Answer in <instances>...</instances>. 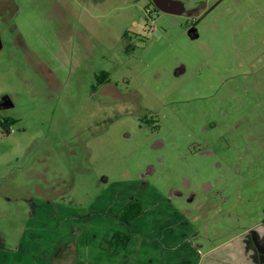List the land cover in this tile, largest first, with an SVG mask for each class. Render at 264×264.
Instances as JSON below:
<instances>
[{
	"label": "rangeland",
	"instance_id": "obj_1",
	"mask_svg": "<svg viewBox=\"0 0 264 264\" xmlns=\"http://www.w3.org/2000/svg\"><path fill=\"white\" fill-rule=\"evenodd\" d=\"M61 2L0 0V123L12 122L0 124V264L32 250L25 233L37 222L44 249L60 243L51 264L69 263L75 244L59 261L60 246L94 214L107 219L79 222L81 264L111 263L99 244L119 230L123 249L105 244L129 257L118 264H254L242 234L264 220V0L227 1L197 36L189 17L151 21L146 0ZM74 22L79 37H65ZM125 32L140 38L129 53ZM101 71L121 99L91 96ZM149 112L158 121L138 127ZM170 188L195 194L172 198L190 224L172 214ZM131 197L144 214L126 230L113 213Z\"/></svg>",
	"mask_w": 264,
	"mask_h": 264
},
{
	"label": "flooded vegetation",
	"instance_id": "obj_2",
	"mask_svg": "<svg viewBox=\"0 0 264 264\" xmlns=\"http://www.w3.org/2000/svg\"><path fill=\"white\" fill-rule=\"evenodd\" d=\"M75 1L76 0H73V3H75ZM146 1L148 3L147 4L148 7L146 9L148 13V17L152 18L151 15H155L157 17H161L165 15L176 16V17H189L194 21V26L189 31V34L191 36H197V29H196L197 26L204 19L210 16L218 7L224 5L229 0H216V2H214L212 5H210V2H212L213 0H157V3H155L153 0H146ZM242 1L243 0H234V3L237 4L238 6ZM244 1H251V0H244ZM61 3H63L64 5L71 4V0H67V1L64 0V2ZM74 17L76 18V16ZM151 21H153V18ZM74 24L78 27V28L74 27V30L67 29L68 27H65V30L67 31L66 34L64 32L65 37H70V38L79 37L80 24L76 22H74ZM155 30L156 27L154 26V24H152L149 27V31L154 32ZM123 41L124 43L126 42L125 53L126 52L129 53V50L131 51L135 50L136 45L135 44L132 45V42L133 41L140 42V38L139 35L134 36V34L132 33L125 32L123 34ZM182 73L183 72H177L178 75ZM95 81L96 83L90 87L91 96L95 95L99 90H102L103 93L114 97L116 101L122 98V94L119 93L117 89L113 91L115 87L112 85V79L110 78L108 72L105 71L99 72L97 75H95ZM116 85L118 84L116 83ZM199 99L205 108H208L210 106V103L212 102V100L209 99V96L206 97L205 95H200ZM118 105H121L124 111H126L129 107V104H126V102L122 104L118 103ZM3 108H4L3 106H0V110ZM127 113L131 114V112H127ZM156 117L158 116L154 112L151 113L149 112L148 115L137 117L138 127L143 128L144 126L149 125L150 123H156L158 121ZM155 146L160 147V149H163L166 147V142L164 140H158L152 145V147ZM156 173H157V169L154 166L148 167V172L145 175H142V178L139 179V181L135 184V186L140 190L144 189L149 184V182L146 181L148 177ZM184 196L185 194L183 190L181 191L170 188L169 195H167L165 199L167 203L169 205L171 204L172 206V214L183 220L182 223L188 222L190 224L191 221L188 220L187 213L181 211L178 206V203H175L172 200L173 197L181 198V199L184 198L188 203H191L194 200L195 194H188L185 197ZM47 203L51 204V202H47ZM242 238H243L242 243L244 246L245 256L249 260H252L254 264H264V220L261 222V224L255 227L254 230H250V231L246 230L242 234ZM0 262H2L1 259Z\"/></svg>",
	"mask_w": 264,
	"mask_h": 264
},
{
	"label": "crops",
	"instance_id": "obj_3",
	"mask_svg": "<svg viewBox=\"0 0 264 264\" xmlns=\"http://www.w3.org/2000/svg\"><path fill=\"white\" fill-rule=\"evenodd\" d=\"M129 200L130 199H128L127 202ZM127 202L124 205H126ZM44 205H46V204H44ZM124 205L122 206V208L124 207ZM101 211L107 213V211L104 210V209L101 210ZM116 213H113V216ZM98 215H100V214H94V216L90 215L91 217L89 216V219H82V221H80V220L77 221L78 222L77 228L79 229V232L78 233H74L73 237H71V239L69 241H66V240L63 241L62 246H60V248L62 247V251L59 252L58 255H57V259L59 261L68 258L67 260H69L70 262L67 263V264H81V260H82V256L83 255H82V251L80 249V246H79V243H78V238H77L78 236H80L82 234V228L79 226V222L80 223H82V222H90L91 220H93V217L98 216ZM80 216H83V215H80ZM99 217H101V219H103V220L107 219V217L102 215V214ZM40 225H41V223L37 222V223H35L33 225V227L32 226L27 227L26 233H25V237L27 238V241H28V239L31 240V241L34 240L32 243H30V246H27V247H31L32 250L30 251V249H28L27 251H25V249H23V250L20 249L19 252H13L12 253L13 256H14L13 259H12L13 260V262H12L13 264H51V261L54 260L53 256L55 255L56 250L59 251V244L60 243L57 242L56 244H54L53 247L46 243L48 246H46L47 248L44 249L43 247L45 246L44 245V239L45 238H44L43 232L47 233V231H48L47 227L48 226L46 227V226H40ZM38 227H41L42 229L37 230ZM117 232L126 233L125 230H119ZM115 233L116 232H114L113 235ZM113 235L108 237V238H102V241L99 244V247H100L101 251L103 252L104 257L109 258V260L111 261V263L109 261H106V262L102 263V261H101V264H118L117 262H121L124 259H125V262H126V260L129 258L128 256L124 258L122 255L113 254V253H111V251H109V250H107L105 248V244H107V240L109 241L113 237ZM76 239H77V241H76ZM26 243L24 244V240H23V245L24 246L29 244V243H27V244ZM72 244H75V255H74V257H71V258L69 256H67L65 258L64 256L68 255L70 253L69 252L70 251L69 248L72 247ZM120 249H123V247L120 248ZM0 252L4 256H7V252L6 251H1L0 250ZM110 256H112V258H114V259L111 260ZM118 259H120L121 261L118 260ZM129 262H131V261H129ZM129 262H127V264ZM86 264H92V263L88 262ZM120 264H122V263H120Z\"/></svg>",
	"mask_w": 264,
	"mask_h": 264
},
{
	"label": "trees",
	"instance_id": "obj_4",
	"mask_svg": "<svg viewBox=\"0 0 264 264\" xmlns=\"http://www.w3.org/2000/svg\"><path fill=\"white\" fill-rule=\"evenodd\" d=\"M2 128L5 130V132H8V128L12 122H9L8 120H5L0 123ZM144 214V205L141 199L138 197H131L130 200L127 202L124 207L114 215V218L117 220V222L124 227H126L127 230H130L133 227V224L136 220H138L142 215ZM114 240L116 242H113V240L108 241L109 246H115V248H120L122 244L129 241V235L124 233H117L115 234ZM13 251V250H10Z\"/></svg>",
	"mask_w": 264,
	"mask_h": 264
},
{
	"label": "water",
	"instance_id": "obj_5",
	"mask_svg": "<svg viewBox=\"0 0 264 264\" xmlns=\"http://www.w3.org/2000/svg\"><path fill=\"white\" fill-rule=\"evenodd\" d=\"M155 3H157V0H153ZM7 102H9V99L7 97L0 98V106H7Z\"/></svg>",
	"mask_w": 264,
	"mask_h": 264
}]
</instances>
